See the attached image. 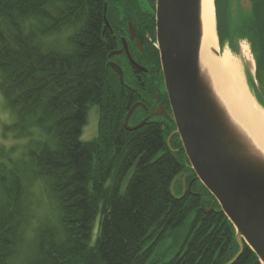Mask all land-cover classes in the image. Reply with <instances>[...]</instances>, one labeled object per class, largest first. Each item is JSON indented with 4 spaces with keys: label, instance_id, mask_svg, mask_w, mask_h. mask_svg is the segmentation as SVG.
<instances>
[{
    "label": "trees",
    "instance_id": "obj_1",
    "mask_svg": "<svg viewBox=\"0 0 264 264\" xmlns=\"http://www.w3.org/2000/svg\"><path fill=\"white\" fill-rule=\"evenodd\" d=\"M106 6L114 33H103ZM154 9L142 0H0V92L14 115L0 119L1 134L20 144L0 148V264H227L238 253L236 230L196 178L173 118L125 127L144 93L154 96L152 76L163 81L158 49L150 45L148 61L127 31L128 21L154 26ZM215 10L219 44L247 40L264 85V0H215ZM122 36L150 69L138 76L114 55L124 83L109 58ZM92 109L96 136L85 139ZM146 116L138 106L130 124ZM179 175L201 191L175 194ZM233 264L262 263L244 244Z\"/></svg>",
    "mask_w": 264,
    "mask_h": 264
},
{
    "label": "water",
    "instance_id": "obj_2",
    "mask_svg": "<svg viewBox=\"0 0 264 264\" xmlns=\"http://www.w3.org/2000/svg\"><path fill=\"white\" fill-rule=\"evenodd\" d=\"M104 19L106 29L110 27L107 6ZM130 34L134 39L136 30L131 25ZM203 38V0H157V48L170 116L176 125L174 134L179 136L197 178L215 197L236 230L240 249L227 264H233L241 256L244 244L264 264V149L221 99L202 61ZM135 42L142 47L140 39ZM123 43L134 67L146 72L132 57L125 39ZM123 50L113 51L109 56ZM213 52L218 53L215 49ZM111 65L123 82V68L115 62ZM139 105L148 109L144 103L136 102L126 116L127 129H136L150 118L130 124Z\"/></svg>",
    "mask_w": 264,
    "mask_h": 264
},
{
    "label": "bare ground",
    "instance_id": "obj_3",
    "mask_svg": "<svg viewBox=\"0 0 264 264\" xmlns=\"http://www.w3.org/2000/svg\"><path fill=\"white\" fill-rule=\"evenodd\" d=\"M203 21L204 38L201 55L204 67L214 80L221 99L233 114L239 117L241 123L251 132L259 146L264 149V106L258 103L249 90L239 56L234 54L229 47L220 48L215 0H203ZM108 24L110 27L105 29L104 26L103 33L112 28L109 20ZM214 49L218 53H214ZM248 49V46L245 45L244 53L249 54ZM113 51H117V49ZM112 57L109 56L110 63L113 62ZM96 115L98 118L97 112Z\"/></svg>",
    "mask_w": 264,
    "mask_h": 264
},
{
    "label": "rangeland",
    "instance_id": "obj_4",
    "mask_svg": "<svg viewBox=\"0 0 264 264\" xmlns=\"http://www.w3.org/2000/svg\"><path fill=\"white\" fill-rule=\"evenodd\" d=\"M245 45H247L249 48L248 49L249 54H246L243 51ZM225 47H229L230 50L234 54L239 56L240 61H241V65H242V68L244 71L245 81L247 83L249 90L257 98V101L261 102L264 105V100L261 101L262 98L264 99V85L261 84L259 73H257L256 60H255V56L251 50L250 43L247 40L240 39L239 42L237 43V49L231 48V45L228 42H225V43L220 45V48H222V49ZM0 119L2 121L1 124L11 123L14 119V115L12 114L10 109L7 107L5 99H4L3 95L1 94V92H0ZM97 120H98V118L96 115V111H95V109H92L90 112L89 118H88V123L85 126L84 132H83V137L85 139H92L96 136ZM1 130H3L2 126H0V148L4 149L3 150L4 152L9 151L8 149H13L12 148L13 146L20 145V144H18L17 141H15L13 139L14 137L11 133L5 137L3 134H1ZM18 148H20V147H18ZM192 184H193V190L201 191V188H202L201 184L197 180L192 179L190 181V183H187L188 186H186V181L184 179L180 180V178H179L177 180L175 186L173 187L174 193L179 195L180 193H182V191L184 192L186 190V187L190 188L192 186ZM34 191L36 192L37 189H34ZM40 196H42L41 192L38 193V197H40ZM44 200L46 201V199H44ZM42 204H45V203H42ZM46 208H47L46 204L42 205L39 212L42 213L43 210H46ZM97 227H98V223L95 226V230L93 233V240L97 236ZM172 242H173L172 239H169L164 245L159 246V248L157 249V252L163 251L166 248V246L171 245ZM172 254H173V252L170 253L168 256H171Z\"/></svg>",
    "mask_w": 264,
    "mask_h": 264
},
{
    "label": "flooded vegetation",
    "instance_id": "obj_5",
    "mask_svg": "<svg viewBox=\"0 0 264 264\" xmlns=\"http://www.w3.org/2000/svg\"><path fill=\"white\" fill-rule=\"evenodd\" d=\"M142 3H143L144 7H149L152 5V9L155 8L154 9V13H155L154 26L153 25L150 26L149 23H146L143 26L141 24V22L139 23V22L128 21V30H127L128 31V38L130 39V41H133L136 49L140 52V54L145 55L146 58L148 57L147 58L148 61H153V49L152 48L153 47L157 48V46H156V41H157L156 40V0H155V2H153V0H142ZM130 25L132 26L133 29L136 30V36L134 39L131 38ZM109 31L112 33L115 32L113 27L111 29H109ZM115 37L117 38V35ZM136 38L140 39L142 47L137 46V44L135 42ZM121 39H122V42H123V39L126 40V38L124 36H122ZM126 42H127V40H126ZM127 45H128V42H127ZM150 45H152L151 46L152 48H150ZM131 47H134V45H132ZM123 48H124V43H123V47L117 49V51L123 50ZM128 48H129V45H128ZM129 51H130L132 57L134 58V60L138 64L144 66L147 69L146 72L138 71L134 67V65L131 63L128 55L126 54L125 50H123V52L121 54H115V56L116 57L120 56L121 57L120 62L123 63L125 66L130 65L133 68V71L137 72L138 76H141V74H144V75L147 74L150 69H149V67H146L144 64H142L138 60L139 54L136 55V52H134L135 53V55H134V53L131 52L130 48H129ZM113 62L117 63L114 60H113ZM127 64H129V65H127ZM149 83L152 84L153 87H156V90H154V96H152V94H150L149 91H146L144 93L145 99L141 100L139 102L145 103L148 109H146L143 105H140V106H142L143 109L147 112V116L154 118V119L158 118L163 123L171 122L170 118H172V117L170 115H172V111H171L169 97H168V94H167L166 89H165L164 80L161 81L158 76H152V78L149 80ZM155 103H156V108L153 109V106L155 105ZM151 113H153V114H151ZM194 179H195V177H194Z\"/></svg>",
    "mask_w": 264,
    "mask_h": 264
}]
</instances>
